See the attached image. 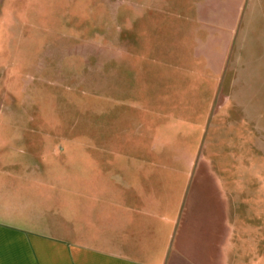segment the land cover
<instances>
[{
	"label": "rangeland",
	"instance_id": "374dc122",
	"mask_svg": "<svg viewBox=\"0 0 264 264\" xmlns=\"http://www.w3.org/2000/svg\"><path fill=\"white\" fill-rule=\"evenodd\" d=\"M218 59L264 74V0H0V189H109L114 214L125 189H155L171 228L188 191L213 213L204 155L225 264H264V75L237 78L236 127Z\"/></svg>",
	"mask_w": 264,
	"mask_h": 264
},
{
	"label": "crops",
	"instance_id": "0c3cea01",
	"mask_svg": "<svg viewBox=\"0 0 264 264\" xmlns=\"http://www.w3.org/2000/svg\"><path fill=\"white\" fill-rule=\"evenodd\" d=\"M246 10L241 7V22ZM260 64L264 68V62ZM236 66L218 59L212 70L223 79L226 72L234 75L237 110L232 122L238 127L244 109L237 103L238 83L242 84L237 78L244 74L254 79L264 74L255 69L254 60L245 71ZM219 96L223 98L220 107L230 102L223 94ZM253 131L250 128L249 135L257 138ZM254 153L257 160L258 150ZM198 160L209 172L217 204L214 202L213 213L205 217L189 199L188 191L181 213L186 205L185 229L178 236L181 216L177 220L176 209L163 203L155 189L146 199L140 189H125L116 214L108 212L112 209L106 195L109 189H91L89 197H83V189H0V264H225L226 237L220 234V227L227 224L224 181L214 175L206 156ZM237 185L241 189V175ZM172 209L174 223L168 228L157 219Z\"/></svg>",
	"mask_w": 264,
	"mask_h": 264
},
{
	"label": "trees",
	"instance_id": "16d2710c",
	"mask_svg": "<svg viewBox=\"0 0 264 264\" xmlns=\"http://www.w3.org/2000/svg\"><path fill=\"white\" fill-rule=\"evenodd\" d=\"M185 213H186V205H185V207H184L183 214H182L181 219H180L181 221H182V219H183Z\"/></svg>",
	"mask_w": 264,
	"mask_h": 264
}]
</instances>
